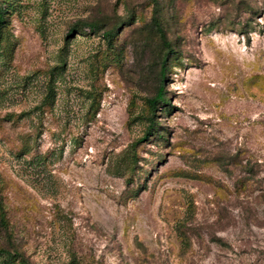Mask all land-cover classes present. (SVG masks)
Wrapping results in <instances>:
<instances>
[{"label": "rangeland", "instance_id": "rangeland-1", "mask_svg": "<svg viewBox=\"0 0 264 264\" xmlns=\"http://www.w3.org/2000/svg\"><path fill=\"white\" fill-rule=\"evenodd\" d=\"M0 8V264H264V0Z\"/></svg>", "mask_w": 264, "mask_h": 264}, {"label": "trees", "instance_id": "trees-1", "mask_svg": "<svg viewBox=\"0 0 264 264\" xmlns=\"http://www.w3.org/2000/svg\"><path fill=\"white\" fill-rule=\"evenodd\" d=\"M3 20V11L0 8V22ZM152 24L155 27L159 38L163 44V46L165 47V49L168 51H171L172 46H171V42L167 37V32L166 29L163 26L162 20H161V16L159 15V12L156 11V13H154V15L152 16ZM93 27V25H92ZM112 29H108L104 31V36L106 37H110L112 35ZM166 67H167V63H166V58L164 57L161 60V66H160V77H161V81L160 84L156 90V93L154 96L148 98V103L150 105L151 108H156L157 107V103L159 101H165V87L163 84V77L166 71ZM149 129H151V127L148 128V131H146L144 138H147V136L150 134ZM0 256H8V257H12V253L10 250L6 249V248H0Z\"/></svg>", "mask_w": 264, "mask_h": 264}]
</instances>
